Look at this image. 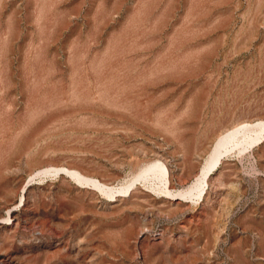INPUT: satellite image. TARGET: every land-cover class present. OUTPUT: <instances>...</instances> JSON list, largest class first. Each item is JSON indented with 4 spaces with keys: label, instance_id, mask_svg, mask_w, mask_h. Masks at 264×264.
<instances>
[{
    "label": "rangeland",
    "instance_id": "rangeland-1",
    "mask_svg": "<svg viewBox=\"0 0 264 264\" xmlns=\"http://www.w3.org/2000/svg\"><path fill=\"white\" fill-rule=\"evenodd\" d=\"M0 210V264H264V0H0Z\"/></svg>",
    "mask_w": 264,
    "mask_h": 264
},
{
    "label": "bare ground",
    "instance_id": "bare-ground-1",
    "mask_svg": "<svg viewBox=\"0 0 264 264\" xmlns=\"http://www.w3.org/2000/svg\"><path fill=\"white\" fill-rule=\"evenodd\" d=\"M150 165V164H149ZM1 211V210H0ZM141 221V220H140ZM144 222V221H143ZM144 224V223H143ZM135 225V224H134ZM138 227V226H137ZM140 227V226H139ZM146 228V227H145ZM145 228H143V229H145ZM141 232V231H140ZM145 233V232H144ZM141 239V238H140ZM135 244H136V242H135ZM19 246V245H18ZM23 246V245H22ZM189 246V245H188ZM137 247V246H136ZM74 257V256H73ZM75 260V259H74ZM4 262V261H3ZM6 262V261H5Z\"/></svg>",
    "mask_w": 264,
    "mask_h": 264
}]
</instances>
